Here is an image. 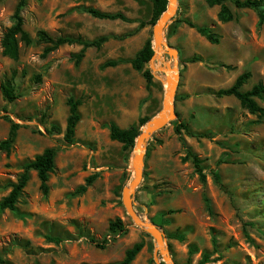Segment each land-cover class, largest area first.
<instances>
[{"label": "rangeland", "instance_id": "1", "mask_svg": "<svg viewBox=\"0 0 264 264\" xmlns=\"http://www.w3.org/2000/svg\"><path fill=\"white\" fill-rule=\"evenodd\" d=\"M17 2L0 0V82L12 78L19 94L8 102L0 93V141L10 125L4 116L20 124L10 152L0 150V200L22 165L46 147L55 149V169L49 174L46 194L31 170L15 210L0 209V256L5 260L0 264H111L141 240L144 245L130 264H157L155 240L131 220L121 201L133 176V147L124 149L109 138L110 123L137 125L140 117L151 119L162 107L164 75L152 74V84L146 86L141 71L129 63L146 39L153 42V25L138 27L140 21L150 20L151 2L27 0L20 14L31 41L20 40L19 55L12 59L2 53L1 38L13 23ZM226 3L235 18L222 23L217 20L219 6H208L205 0H177L175 15L163 33L164 40L179 50L176 119L193 133L208 134L190 136L182 130L180 136L200 158L206 180L199 181L190 159L182 160L186 148L169 123L146 142L133 203L141 218L166 233L176 264H197L205 251L211 260L206 264H264V115L249 113L233 96L215 94L236 70L249 72L243 91L264 83V25L253 9ZM86 7L120 11L130 21L98 19L86 13ZM183 18L211 27L218 43L208 42ZM39 31L51 37L107 39L99 48H86L76 61L78 44H64L42 56L46 44L37 38ZM192 57L198 58L193 65L186 62ZM108 60L121 61L103 67ZM163 60L170 58L164 53ZM156 64L161 61L154 60ZM145 68L151 71L149 61ZM68 97L81 100L70 144L63 140ZM256 102L264 107V95ZM52 124L60 131L51 130ZM93 173L97 176L92 184L75 193ZM116 218L124 223L123 231L109 230V222ZM173 232L184 239L168 238ZM46 235L62 240L54 243ZM89 237L104 241V248ZM159 261L166 264L161 256Z\"/></svg>", "mask_w": 264, "mask_h": 264}, {"label": "trees", "instance_id": "2", "mask_svg": "<svg viewBox=\"0 0 264 264\" xmlns=\"http://www.w3.org/2000/svg\"><path fill=\"white\" fill-rule=\"evenodd\" d=\"M27 0H18L15 10L12 15L13 23L7 28L1 38V47L2 53L12 59H16L19 55L18 42L24 41L29 43L31 38L29 34L23 29V19L20 14L21 9L25 6ZM151 2V17L148 22L140 21L138 27H143L147 24L154 25L162 12L166 9L167 0H149ZM226 1H230L236 8H249L253 9L256 12L258 23L264 25V0H205L208 6H219L217 11V20L226 23L235 18L234 13L227 5ZM86 13L92 17L98 19H107V20H121L129 22L130 19L127 18L122 12H109L101 11L97 8L86 7L83 9ZM181 21L185 22L189 27L194 28L201 36H203L208 42L212 44L218 43V35L212 30L209 26H197L191 22L188 18H183ZM37 38L44 42L46 45L42 49V56L47 55L48 53L54 51L59 46L64 44H78L81 45V49L78 53L74 54L76 61L80 60L86 48L95 47L99 48L101 44L106 41L107 37L102 35L97 38L88 40L82 38L80 35H58L56 37H51L46 34L44 31H39ZM153 54L152 49V40L150 38L146 39L143 45L135 52L134 56L129 60L131 67L134 70L141 71L142 77L145 79L146 86L152 84L153 75L148 68L144 69V65L149 61ZM198 58L192 57L187 60V62H193ZM121 60H108L102 65L105 66H115ZM249 77V72L240 73L234 82L226 88L218 89L215 94L216 96H233L238 101L241 107L245 108L249 113L256 114L259 117L264 115V107L259 106L256 102V98H262L264 95V83L258 82L251 86L248 90H241L242 86L246 83ZM0 93L2 97L8 101L12 102L19 97V94L16 91L12 78H5L0 82ZM68 106V115L65 121V128L63 132V140L66 143H72L74 140L75 129L77 123L80 120V113L78 110L79 105L81 104L80 99H75L73 97H68L66 100ZM10 122L7 136L0 141V150H5L8 154L13 147V144L17 137V130L20 127V124L12 121L7 116H4ZM147 116L140 117L138 119L137 125H130L128 127H120L116 123L109 124V138L111 140L117 141L122 144L124 149L131 148L134 145L135 138L139 133V127L144 125L148 121ZM173 125L175 134L178 135L179 139L184 148H186V153L183 156L182 160L186 161L191 160L193 165L194 172L197 174L200 182H205L206 175L204 169L201 166V160L198 155L186 145L184 139L180 138L181 131L184 130L190 136L197 137H208V134H196L189 131L187 123L179 122L177 119L170 121ZM51 130L59 132L60 129L56 124L51 125ZM50 131V130H47ZM55 149L53 147H46L40 153L36 154L32 159L26 161L22 165L21 172L17 175L16 180L9 184L10 190L1 200H0V209H9L15 210L16 203L23 192L24 187L26 186L29 178L30 171L33 170L36 172L37 179L39 181V189L42 193L46 194L48 191V177L51 172L55 169ZM97 174L93 173L85 177L84 182L78 185L75 189V193L84 192L88 186L92 184ZM218 176L214 174L216 179ZM155 223V222H154ZM166 223V221L164 222ZM108 228L110 231L115 232L117 230H124V223L120 218H116L109 222ZM48 241L59 243L62 238L60 236H45ZM168 238H174L177 240H183L184 236L181 233L173 232L167 235ZM88 240L96 245L98 248H104V241L102 243L97 242L93 237H89ZM212 242L215 240L212 238ZM144 245V242L137 241L134 242L131 247L127 248L124 253V257L111 264H130L136 255L140 252ZM189 254L192 252L190 248L188 250ZM210 254L208 252H203L201 258L197 264H206L210 262ZM0 263H5V260L0 256Z\"/></svg>", "mask_w": 264, "mask_h": 264}, {"label": "water", "instance_id": "3", "mask_svg": "<svg viewBox=\"0 0 264 264\" xmlns=\"http://www.w3.org/2000/svg\"><path fill=\"white\" fill-rule=\"evenodd\" d=\"M177 9V0H167L166 9L159 16L152 28V49L153 54L149 59L151 72L155 77L156 73H162L164 78L161 81L167 84L165 87L162 107L156 116L149 119L139 131L133 145V154L131 157V169L133 176L131 181L123 188L121 201L126 213L131 220L155 240L154 260L157 264H161L159 256L166 264H176L166 244V234L156 224L151 221L144 220L135 210L133 203V194L142 178V169L144 166L145 145L152 134L176 119L174 108V97L178 86L180 73L178 69V51L164 40V29L167 23L173 18ZM167 54L169 61L163 60V54ZM154 60L161 64L154 66ZM168 73L171 74L168 75Z\"/></svg>", "mask_w": 264, "mask_h": 264}, {"label": "crops", "instance_id": "4", "mask_svg": "<svg viewBox=\"0 0 264 264\" xmlns=\"http://www.w3.org/2000/svg\"><path fill=\"white\" fill-rule=\"evenodd\" d=\"M170 45V44H169ZM176 49V48H175ZM177 51H178V56H179V50L177 49ZM187 62V61H186ZM193 62H195V61H193ZM188 63V62H187ZM190 64L191 65H193V63L192 62H190ZM189 65V64H188ZM133 69V68H132ZM236 72L237 73H235V75L233 76V77H231L230 78V76L231 75H229V76H227L228 77V80L226 81V86L224 85V87L223 88H226V87H229L233 82H234V80L236 79V77L240 74V73H238V71L236 70ZM154 75V74H153ZM155 77V76H154ZM154 77H153V79H154ZM179 80H180V78H179ZM178 85H179V82H178ZM202 84L200 83V81H198L197 82V86L200 88H203L202 86H201ZM207 87H209V85L207 86ZM177 88H178V86H177ZM176 91H177V89H176ZM217 91V90H216ZM215 91V92H216ZM166 234V233H165Z\"/></svg>", "mask_w": 264, "mask_h": 264}, {"label": "bare ground", "instance_id": "5", "mask_svg": "<svg viewBox=\"0 0 264 264\" xmlns=\"http://www.w3.org/2000/svg\"><path fill=\"white\" fill-rule=\"evenodd\" d=\"M168 75H170V76H171V74H170V73H168ZM165 84H166V83H165ZM165 87H166V90H167V84H166V86H165Z\"/></svg>", "mask_w": 264, "mask_h": 264}]
</instances>
